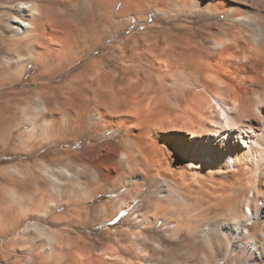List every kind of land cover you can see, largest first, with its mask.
Here are the masks:
<instances>
[{
	"label": "bare ground",
	"instance_id": "1",
	"mask_svg": "<svg viewBox=\"0 0 264 264\" xmlns=\"http://www.w3.org/2000/svg\"><path fill=\"white\" fill-rule=\"evenodd\" d=\"M53 2L57 21L33 1L15 8L12 29L26 40L14 46L28 60H6L1 85L33 64L29 86L78 135L74 146L113 138L88 148L99 175L85 161L84 174L56 180L75 201L37 182L17 196L24 207L8 205L0 264H264V0ZM44 79L57 84L36 85ZM102 193L113 195L95 211L104 223L128 212L126 228L106 229L108 248L69 228L54 247L41 241L52 226L85 224Z\"/></svg>",
	"mask_w": 264,
	"mask_h": 264
},
{
	"label": "rangeland",
	"instance_id": "2",
	"mask_svg": "<svg viewBox=\"0 0 264 264\" xmlns=\"http://www.w3.org/2000/svg\"><path fill=\"white\" fill-rule=\"evenodd\" d=\"M31 1L35 2L38 6L40 16L47 17L51 19V21H57L60 19V16H63V12L57 8L53 0H0L1 67L7 63L6 60L13 59L15 55L22 56V62L28 60L26 52L20 51L18 48L15 49L16 45L14 46V44H16L17 41L26 39L13 31L10 20L18 16L15 12L17 5L22 2ZM153 15L154 13H152L151 16L153 17ZM89 18L87 14H83L80 21L82 24H85ZM135 24L136 20H134L132 26L134 29L131 27L124 32L123 35L125 36L135 31ZM102 53H106L105 48L95 51L91 56L84 59L85 62L82 61V63L84 62L83 64H85L87 60L89 61L91 58L93 59ZM17 63L18 62H11L9 64L8 69H10L8 71L10 74H15V66L19 64ZM82 63L79 65H83ZM39 72L40 69L38 67L29 64L24 74L15 83L2 86L0 81V159H11L10 161L0 162V222H7L9 220L8 205H14L16 208L24 207V202L23 205L20 206L16 201L17 196L24 197L27 194H31L37 186V182H39L43 188L53 189L56 200L64 197L75 201L76 197L67 196L69 194L64 195L58 187L56 180H64V169L74 172L81 170L80 172L83 173L87 169L85 161L92 166V174L99 175L102 171V166L98 162L99 158L94 152L88 150V148L92 144H98V146H96L97 149L99 148V150L102 151L104 147L101 144L113 138L106 137L101 141L80 138V142L74 146L73 142L78 138V135L75 133L72 134V128H66V125V129L64 127V129L61 128L62 125L50 115V112H48L46 104L44 105V99L37 96V93L33 90L38 87L29 86L30 79L33 76H37ZM10 74L7 73L3 76L8 78ZM42 81L36 85L51 83V85L55 86L57 84V80L49 81V79H44ZM54 101L51 100L50 103ZM67 129L71 132H66ZM82 153L85 154V157L79 156ZM140 183H143V178L140 179ZM72 187L77 188L78 185L75 184ZM121 190L124 191L126 188H122ZM112 196V194L102 193L93 199L92 202L88 203L86 205L89 211L88 219L85 224L81 226L55 227L46 224V226L52 227L48 228L45 234L42 235L41 241H44V244H49L51 247H54L58 245V235L62 233L65 228H69L75 233L74 235L78 234L82 237V240L93 247H97V250H100L99 252H101L102 249L108 248L111 245V241L108 239L109 237L106 234V229H109V227L126 228L128 226L126 224L128 212L126 211L116 218L114 223L117 222L112 226L110 224L111 222H103L105 217L104 214L95 215L96 209L109 201ZM67 213L68 209L63 207L57 215L64 216ZM24 225L25 224H23V226Z\"/></svg>",
	"mask_w": 264,
	"mask_h": 264
},
{
	"label": "trees",
	"instance_id": "3",
	"mask_svg": "<svg viewBox=\"0 0 264 264\" xmlns=\"http://www.w3.org/2000/svg\"><path fill=\"white\" fill-rule=\"evenodd\" d=\"M10 160H11L10 158H3V159H0V162H3V161H10ZM116 222H117V221H116ZM116 222H115V223H116ZM115 223L111 224V226L114 225Z\"/></svg>",
	"mask_w": 264,
	"mask_h": 264
}]
</instances>
